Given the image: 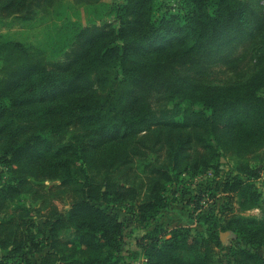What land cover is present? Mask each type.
<instances>
[{
	"label": "trees",
	"instance_id": "1",
	"mask_svg": "<svg viewBox=\"0 0 264 264\" xmlns=\"http://www.w3.org/2000/svg\"><path fill=\"white\" fill-rule=\"evenodd\" d=\"M56 1L0 0V13L33 19ZM123 7L119 26L81 28L54 61L42 48L0 43V56L9 61L0 75V163L14 177L0 186V250L6 252L0 264L16 256L29 264L28 255L44 249L23 194L41 197L47 210L50 251L41 264H126L125 223L101 201L130 206L135 221L149 226L170 204L172 174L219 169L222 145L244 154L264 140L261 0H193L189 13L170 8L157 21L155 0H125ZM242 41L251 44L247 75L200 86L204 68L243 60L248 50L233 53ZM73 124L80 132L68 135ZM249 166L216 190L235 196L242 211L262 207L259 216L234 213L223 224L200 205L202 195L195 219L205 231L156 223L142 251L128 256L145 264H264V206L255 179L263 166ZM47 180L52 184H42ZM62 195H71L66 211L56 209ZM229 230L238 244L224 259L218 248Z\"/></svg>",
	"mask_w": 264,
	"mask_h": 264
},
{
	"label": "rangeland",
	"instance_id": "2",
	"mask_svg": "<svg viewBox=\"0 0 264 264\" xmlns=\"http://www.w3.org/2000/svg\"><path fill=\"white\" fill-rule=\"evenodd\" d=\"M261 2L264 8V0H261ZM124 5L125 0H101L94 4L77 3L75 0H57L46 10L38 11L33 19H19L15 15H3L0 13V43L21 42L28 46L42 48L46 51V58L49 61H54L62 57L74 35L81 28L104 23L119 26L125 16ZM170 8L177 15H183L185 12L189 13L193 9V0H155L153 19L157 21L165 13L171 12ZM250 45L248 41L238 43L233 52L235 57L244 54L250 48ZM8 64L9 61L0 56V75H5ZM252 65V54L248 50V54L244 55L241 61L237 59L236 62L214 64L207 69L204 68L203 73L198 76V81H201L199 83L200 86L237 81L247 75ZM189 66L190 64L179 65L178 63L177 65L181 70L188 73L195 72L194 69H189ZM245 72V75L240 76ZM183 88L188 89L189 86L183 85ZM23 122V119L17 120V124H23ZM78 132L80 130L75 124L68 127V135H75ZM1 147L2 144H0V149ZM220 151L224 153V156L218 157L219 160L215 162L217 164L222 163L219 169L207 168L199 173L172 174L173 181L166 183L170 204L161 210L156 221L149 226H147L146 222H136L132 214H130V206L128 205L111 204L106 201L99 203L108 210L115 211L125 223L123 255H126V264H145L142 257L137 261H133L128 256V251H142L140 246L146 241L144 237L156 223L163 225L164 229L192 226L205 231L206 227L195 219L199 211L196 208V204L202 195H205V197L200 200V205L206 211L218 213L223 224L234 213L247 216H259L261 214L262 207L246 211L240 210L235 196L228 195V193L222 191V188L220 190L216 189L218 186L220 187V184L225 179L243 175L247 165H250L249 167L253 169L262 165L261 173L255 179L256 185L262 193L261 204L264 206V140L260 146L255 147L249 153L239 154L234 148L227 145H222ZM161 161L162 158L159 162ZM11 169L8 165L0 163V186L9 183L14 178ZM135 180L139 182L136 177ZM43 182L42 184L46 185L52 184L48 180ZM20 201L22 205L32 212V220L41 226V229L34 228L33 231L36 241L43 244L44 249L40 252L34 251L28 255L29 264H41L42 257L50 251V248L47 247L50 234L48 227L44 225L45 218L43 216L47 213V210L41 204V197L36 199L31 194H23ZM55 201L56 209L66 211L70 207L71 195H62L55 198ZM56 209L53 208L52 210L55 211ZM226 209L229 210L226 211ZM223 242L224 246L219 247L218 251H221L220 254L225 259L233 245L238 243L230 235ZM5 254V251L0 250V258ZM5 264H26V260L16 256L6 261Z\"/></svg>",
	"mask_w": 264,
	"mask_h": 264
},
{
	"label": "water",
	"instance_id": "3",
	"mask_svg": "<svg viewBox=\"0 0 264 264\" xmlns=\"http://www.w3.org/2000/svg\"><path fill=\"white\" fill-rule=\"evenodd\" d=\"M232 234V231H225V232H222L221 233V239H222V241H225L226 240V237H228L229 235H231Z\"/></svg>",
	"mask_w": 264,
	"mask_h": 264
}]
</instances>
